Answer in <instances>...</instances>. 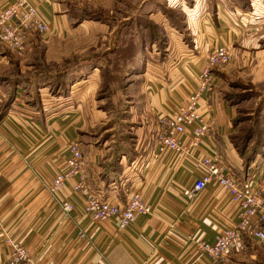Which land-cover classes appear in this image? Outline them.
I'll use <instances>...</instances> for the list:
<instances>
[{"label": "crops", "instance_id": "0c3cea01", "mask_svg": "<svg viewBox=\"0 0 264 264\" xmlns=\"http://www.w3.org/2000/svg\"><path fill=\"white\" fill-rule=\"evenodd\" d=\"M14 1L0 0V9ZM31 1L52 34L30 37L21 55H0V264L6 261V235L40 264H204L196 242L213 243L223 225L235 222V207L213 185L191 200L183 197L199 177L195 158L217 154L236 175L251 166L228 146L232 112L217 96V78L197 103V122L208 126L199 149L156 153V126L159 116L186 106L187 92L197 86L216 46H257L264 39L261 0H252L247 10L233 0H154L155 10L142 9L162 32L160 41L149 43L155 48L159 42L169 54L159 62L152 55L128 58L124 75L132 77L122 108L101 107L95 98L99 68L83 79L85 26L69 22L68 0ZM138 30L147 45L146 27ZM138 61L141 67L132 68ZM54 66H60L58 74L51 73ZM110 121L123 123L126 134L105 138L102 130L90 136ZM193 128L180 138L185 147ZM71 142L82 151L89 194L124 208L136 193L152 214L118 230L111 220L92 218L86 197L73 190L74 178L52 194L48 187L65 170ZM64 201L73 207L68 214Z\"/></svg>", "mask_w": 264, "mask_h": 264}, {"label": "built area", "instance_id": "2783aa9c", "mask_svg": "<svg viewBox=\"0 0 264 264\" xmlns=\"http://www.w3.org/2000/svg\"><path fill=\"white\" fill-rule=\"evenodd\" d=\"M52 34L49 23L39 10V5L31 0H15L0 9V55L3 50L21 55L27 40L35 35L46 37ZM230 53L225 46H216L205 58L206 66L197 77V86L187 92L186 106L179 105L170 116H159L156 134V153L165 151L179 153L183 149H199L202 137L208 132L205 123L197 122V103L203 94H210L214 85L213 68L227 64ZM194 126L188 134L185 147L180 138L186 129ZM69 156L65 170L59 172L52 180L49 191L56 194L69 179L76 181L73 190L86 197L87 211L94 220L113 221L118 230L131 227L138 216L151 215L153 209L144 204L136 193L130 194L124 208H119L105 200H100L86 189V175L83 171L84 159L77 142L68 145ZM255 167L252 164L249 169ZM195 168L199 177L192 188L183 190L186 200H191L208 185L222 190L230 205L235 207L231 225H223L213 243L196 242V252L204 264H231V256H238L245 251V240L264 244V169L256 176L249 169L241 175L233 172L231 165L217 154L195 158ZM64 213L73 210L72 205L61 203ZM82 237V235H81ZM6 250L4 264H40L29 255L27 250L10 235L2 241Z\"/></svg>", "mask_w": 264, "mask_h": 264}, {"label": "rangeland", "instance_id": "374dc122", "mask_svg": "<svg viewBox=\"0 0 264 264\" xmlns=\"http://www.w3.org/2000/svg\"><path fill=\"white\" fill-rule=\"evenodd\" d=\"M153 1L68 0L69 22L75 25L82 23L83 27L85 26L84 31L80 33L86 56L83 79L87 78L92 67L99 68L100 80L98 79L94 90L95 98L101 101V107L122 108L121 95L132 77L126 78V74L124 75L129 57L142 55L151 58L152 55L153 61L159 62L169 54L159 42H156L155 48L149 43L150 39L158 38L160 41L162 38L158 25L146 19L141 12L144 8L155 10L157 5ZM233 2L245 10L253 3L252 0ZM261 2L260 6L264 7V0ZM162 11L166 12L168 19L175 22V16L171 12L165 11L164 7ZM142 27H146L147 45L139 34L138 29ZM240 43L237 42L231 48L227 47L230 61L213 68L212 73L217 78V96L232 112L228 146L239 156L244 155L246 165L255 164L249 171L253 170L256 176H260L264 169V39L257 46H241ZM186 48L194 50L193 45ZM197 49L196 54H200V47ZM131 65L132 68L141 67L139 61ZM40 67L46 69L43 64H40ZM57 67L54 66L51 73L59 72L60 66ZM54 81L58 84L59 78ZM114 124L116 128H112ZM123 129V123L110 121L89 133L91 137H97L103 130L101 134L105 138H115V135L119 137L125 133ZM245 242V251L238 256H231V264H264V244L247 239Z\"/></svg>", "mask_w": 264, "mask_h": 264}]
</instances>
